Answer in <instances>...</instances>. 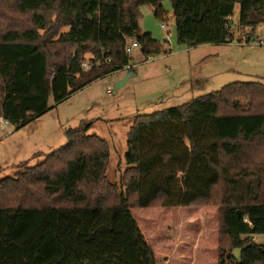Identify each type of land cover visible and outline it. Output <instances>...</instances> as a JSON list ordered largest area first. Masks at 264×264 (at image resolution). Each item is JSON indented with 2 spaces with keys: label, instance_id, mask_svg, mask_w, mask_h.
<instances>
[{
  "label": "trees",
  "instance_id": "1",
  "mask_svg": "<svg viewBox=\"0 0 264 264\" xmlns=\"http://www.w3.org/2000/svg\"><path fill=\"white\" fill-rule=\"evenodd\" d=\"M163 1L15 0L32 27L0 24V118L23 127L49 112L51 99L57 105L125 69L132 41L145 60L167 54L139 23L142 6L164 19ZM171 1L178 42L189 48L232 43L237 5L240 29L264 25V0ZM55 25L67 31L41 34ZM51 41L61 49H51ZM87 54L89 67L83 66ZM247 98L248 109L239 103ZM90 130V124L68 130L65 147L23 177L0 181V264H156L129 199L139 208H188L210 199L222 182L230 189L222 215L232 252L228 264H264V245L255 240L264 235V175L248 162L238 173L226 164L242 160L247 146L264 140L262 83L231 84L138 116L128 133L126 190L116 204H106V195L98 193L108 177L109 141ZM39 191L49 204L34 197Z\"/></svg>",
  "mask_w": 264,
  "mask_h": 264
},
{
  "label": "rangeland",
  "instance_id": "2",
  "mask_svg": "<svg viewBox=\"0 0 264 264\" xmlns=\"http://www.w3.org/2000/svg\"><path fill=\"white\" fill-rule=\"evenodd\" d=\"M163 8L165 18L157 19L152 7H140L139 23L141 30L152 34L167 54L145 60L135 49L131 54L135 76L122 89L116 90L115 85L130 72L127 69L93 82L57 105L51 99L52 109L23 127L0 125V181L23 177L30 168L43 163L47 155L67 145L68 130L90 124V134L109 141L111 149L107 181L98 193L106 195V204H116L126 190L123 175L127 169L128 133L138 116L182 106L235 83L264 85V25L254 31L240 29V5L232 18V43L192 48L178 42L172 1L164 0ZM0 24L19 30L32 27L28 15L17 11L15 0H0ZM163 24L171 35L170 44L165 41ZM56 31L67 29L55 25L41 34L49 38ZM51 42V49H61ZM85 58L89 65L92 55ZM239 103L248 109L251 99H240ZM244 153L242 160L226 163L231 171L247 169L248 162L264 175V140L247 146ZM229 194L228 185L222 182L210 199L188 208H163L160 204L139 208L134 197L130 198L131 212L154 252L156 264H228L226 258L232 252L227 249L222 215ZM34 197L49 204L41 191ZM255 240L264 245V235H257ZM233 255L240 261V250L234 249Z\"/></svg>",
  "mask_w": 264,
  "mask_h": 264
},
{
  "label": "built area",
  "instance_id": "3",
  "mask_svg": "<svg viewBox=\"0 0 264 264\" xmlns=\"http://www.w3.org/2000/svg\"><path fill=\"white\" fill-rule=\"evenodd\" d=\"M161 28H162V30L164 31V34H165V41H166V43L170 44V43H171V35H170V33H168V31H167V26H166V24H163V25L161 26ZM135 49H140V46H139L138 42H136V41H132V42H130V44L128 45V47H127V49H126V53H127V55H128L129 57H131V54H132V52H133ZM149 59H151V58H149ZM83 66H85V67H89L87 63L84 64ZM125 69H127V70H132V69H133V66H131V64H130V65L126 66ZM3 124L7 125L8 123H7L6 121H4V119L1 117V118H0V125L2 126ZM246 221H247V220H246ZM247 222H248V221H247ZM248 223H249V222H248Z\"/></svg>",
  "mask_w": 264,
  "mask_h": 264
},
{
  "label": "water",
  "instance_id": "4",
  "mask_svg": "<svg viewBox=\"0 0 264 264\" xmlns=\"http://www.w3.org/2000/svg\"><path fill=\"white\" fill-rule=\"evenodd\" d=\"M134 76H135V74L133 72H129V74L122 81L118 82L115 85L116 90L122 89L125 86V84L130 80V78H132Z\"/></svg>",
  "mask_w": 264,
  "mask_h": 264
},
{
  "label": "crops",
  "instance_id": "5",
  "mask_svg": "<svg viewBox=\"0 0 264 264\" xmlns=\"http://www.w3.org/2000/svg\"><path fill=\"white\" fill-rule=\"evenodd\" d=\"M139 50H140V49H139ZM131 59H132V58H131ZM129 71L132 72V70H129ZM128 74H129V72H128ZM128 74H127V75H128ZM134 74H135V73H134ZM127 75H126V76H127ZM123 79H124V77H122V80H123ZM122 80H121V81H122ZM205 80H208V79H205Z\"/></svg>",
  "mask_w": 264,
  "mask_h": 264
}]
</instances>
